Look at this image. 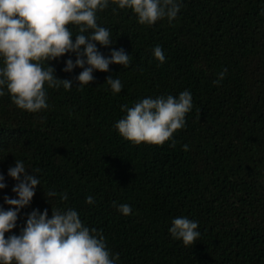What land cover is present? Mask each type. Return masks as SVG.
I'll use <instances>...</instances> for the list:
<instances>
[{
    "label": "trees",
    "instance_id": "obj_1",
    "mask_svg": "<svg viewBox=\"0 0 264 264\" xmlns=\"http://www.w3.org/2000/svg\"><path fill=\"white\" fill-rule=\"evenodd\" d=\"M97 16L110 30L115 44L109 47L130 54L127 67L111 64L77 86L82 69L62 71L64 54L48 63L73 87L47 88V109L28 112L7 90L0 95V172L7 182L0 205L8 208L3 196L15 195L6 175L15 159L39 169L43 187L11 231L18 234L33 208L48 209L50 217L51 207H73L119 253L118 264H264V0H183L172 22L152 25L138 23L113 0ZM69 27L75 35L78 29ZM157 44L163 63L152 54ZM97 46L109 54V47ZM109 75L119 76L121 92L111 91ZM185 89L193 107L172 135L174 147L171 140L135 144L113 127L125 115L121 105ZM49 189L57 195L48 201ZM63 192L67 200H60ZM89 195L94 204L86 203ZM121 203L132 213L121 214ZM181 215L198 221L193 245L168 232Z\"/></svg>",
    "mask_w": 264,
    "mask_h": 264
},
{
    "label": "clouds",
    "instance_id": "obj_2",
    "mask_svg": "<svg viewBox=\"0 0 264 264\" xmlns=\"http://www.w3.org/2000/svg\"><path fill=\"white\" fill-rule=\"evenodd\" d=\"M110 2L113 0H0V95L7 90L15 106L28 112L47 109V88L73 87V79L57 77L48 63L64 54L68 57L62 71L82 69L74 77L77 86L89 85L94 80V71L107 72L111 64L127 67L131 63L130 54L122 47H109L115 44L110 30L97 22V13L108 8ZM115 3L119 9L131 10L138 23L152 25L164 18L172 22L183 0H115ZM69 25L78 29L75 35ZM98 44L109 47V54L102 53ZM152 54L160 63L166 60L158 44ZM226 72V68L220 71L213 83L219 84ZM105 82L114 94L123 89L119 76L109 75ZM192 107V93L188 89L178 96H146L131 107L121 105L125 115L113 127L135 144L161 145L171 140L170 146L174 147L172 135L186 125L185 116ZM182 147L187 150L189 146ZM37 172L39 169L26 168L21 159H15L7 167L6 175L15 181L11 188L15 195L3 196L8 208L0 205V264H118L119 253H113L103 233L84 223L73 207H51L50 217L48 209L33 208L25 214L18 234L11 231L17 227L21 210L31 204L37 186L42 187ZM6 187L5 173L0 172V190ZM44 194L48 201L57 195L52 189ZM59 198L67 200V192ZM86 203L94 204V197L87 196ZM117 209L123 215L132 213L128 203L117 205ZM168 232L186 246L193 245L200 236L198 221L184 215L172 219Z\"/></svg>",
    "mask_w": 264,
    "mask_h": 264
}]
</instances>
